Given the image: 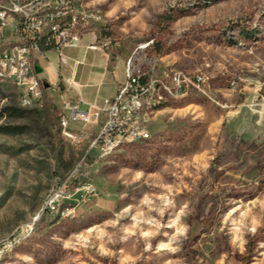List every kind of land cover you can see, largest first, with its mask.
Listing matches in <instances>:
<instances>
[{"label":"rangeland","instance_id":"1","mask_svg":"<svg viewBox=\"0 0 264 264\" xmlns=\"http://www.w3.org/2000/svg\"><path fill=\"white\" fill-rule=\"evenodd\" d=\"M73 1L109 55L200 78L204 92L178 89L151 110L149 141L108 154L86 129L75 142L55 132L56 93L0 117L25 127L0 133V264H264V0ZM0 84V110L19 108ZM87 152L71 192L94 191L48 212Z\"/></svg>","mask_w":264,"mask_h":264},{"label":"built area","instance_id":"2","mask_svg":"<svg viewBox=\"0 0 264 264\" xmlns=\"http://www.w3.org/2000/svg\"><path fill=\"white\" fill-rule=\"evenodd\" d=\"M86 25L83 14L71 0H0V45H4V52H0V73H7L16 79L17 86L22 87V107L32 109L43 103V83L32 62L34 54L52 50L66 62L63 50L80 44ZM5 29L15 30V38L5 37ZM23 40H30V47H23ZM155 67L150 72L141 71L129 58L125 62L124 81L103 107L87 103L88 108L82 110L79 106L66 104L68 113L60 119L62 135L75 142L79 135L71 130V122L87 126L93 123L94 118L98 121L104 117L91 146L101 154L107 149H115V141L119 137H139L143 141V134H151V118L146 113V105H154L159 111L166 102L178 97V89L204 92L200 78L184 77L182 71L173 73L169 69ZM80 102L84 100L80 99ZM87 157L88 152L66 178H58V184L45 206L48 212L60 210L83 188L94 191L92 184H84L71 192Z\"/></svg>","mask_w":264,"mask_h":264},{"label":"crops","instance_id":"3","mask_svg":"<svg viewBox=\"0 0 264 264\" xmlns=\"http://www.w3.org/2000/svg\"><path fill=\"white\" fill-rule=\"evenodd\" d=\"M62 55L66 62L55 51L36 52L32 62L37 76L49 84L47 91L59 96L63 114L68 113L66 104L79 106L82 110L88 108L87 103L103 107L124 81L125 62L113 56L115 62L111 67L112 56L96 44L92 33H83L80 44L63 50ZM80 99L84 102L81 103ZM103 122L104 117L98 121L94 118L93 123L87 126L71 122L70 128L73 132L86 129V135L95 137Z\"/></svg>","mask_w":264,"mask_h":264},{"label":"trees","instance_id":"4","mask_svg":"<svg viewBox=\"0 0 264 264\" xmlns=\"http://www.w3.org/2000/svg\"><path fill=\"white\" fill-rule=\"evenodd\" d=\"M114 62H115V59L114 57L112 56L111 57V60H110V66L112 67L114 65ZM1 81H10L12 82L14 85V81L13 80H10V79H1ZM42 83H47L45 80H42ZM16 87V85H15ZM17 88V87H16ZM18 91V89H17ZM43 91L46 92L47 89L44 88V85H43ZM18 96H19V92H18ZM4 93H3V90H2V86L0 84V101L2 99H4ZM21 100L19 98V105L20 107H13V106H5L3 107L1 110H0V117H3L5 115V113H9L10 115H13V116H16L17 118H24L27 114V112L29 110L27 109H30V108H24L21 106ZM45 110L47 111V113L49 114L50 116V121L52 122V124L54 125V128H55V132L57 134H60L61 131H62V127H61V122H60V119H61V116H62V113H60L58 111V108L54 105V104H45ZM25 132V127L24 126H20V125H1L0 126V133L1 134H21V133H24ZM152 138V137H151ZM150 138V139H151ZM150 139L148 140H143V141H139V142H131V143H141V142H146V141H149ZM125 143V144H124ZM131 143H127V142H123L121 143L123 145H126V144H131ZM121 146H118L113 152L111 153H114L116 150H118Z\"/></svg>","mask_w":264,"mask_h":264},{"label":"bare ground","instance_id":"5","mask_svg":"<svg viewBox=\"0 0 264 264\" xmlns=\"http://www.w3.org/2000/svg\"><path fill=\"white\" fill-rule=\"evenodd\" d=\"M71 1H73V0H71ZM5 37H7V38H15V30H13V29H5ZM23 47H30V40H23ZM0 52H4V45H0ZM0 78L1 79H10V80L14 81V83H15L17 89H18V92H19V98L21 100L22 87L21 86H17L16 79H14L13 77L8 76L7 73H0ZM24 108H27V107H24ZM153 108H155L154 105H146V113L150 114V112H151V110ZM63 136L66 138L65 135H63ZM151 137H152L151 134H143V140H148ZM139 141H142L139 137H119L118 140L115 141V149L123 142L131 143V142H139ZM115 149H107V151H102V153L103 154H108V153L113 152ZM49 201H50V199H49Z\"/></svg>","mask_w":264,"mask_h":264},{"label":"water","instance_id":"6","mask_svg":"<svg viewBox=\"0 0 264 264\" xmlns=\"http://www.w3.org/2000/svg\"><path fill=\"white\" fill-rule=\"evenodd\" d=\"M43 85H44V88H46V89H48L50 87L48 83H44Z\"/></svg>","mask_w":264,"mask_h":264}]
</instances>
